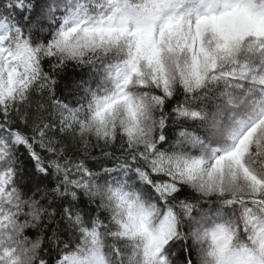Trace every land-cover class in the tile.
Masks as SVG:
<instances>
[{
	"label": "snow or ice",
	"instance_id": "obj_1",
	"mask_svg": "<svg viewBox=\"0 0 264 264\" xmlns=\"http://www.w3.org/2000/svg\"><path fill=\"white\" fill-rule=\"evenodd\" d=\"M0 264H264V0H0Z\"/></svg>",
	"mask_w": 264,
	"mask_h": 264
}]
</instances>
